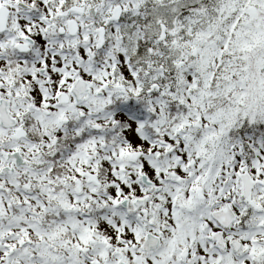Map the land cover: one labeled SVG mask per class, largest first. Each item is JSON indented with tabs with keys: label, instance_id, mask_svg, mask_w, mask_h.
I'll list each match as a JSON object with an SVG mask.
<instances>
[{
	"label": "snow or ice",
	"instance_id": "1",
	"mask_svg": "<svg viewBox=\"0 0 264 264\" xmlns=\"http://www.w3.org/2000/svg\"><path fill=\"white\" fill-rule=\"evenodd\" d=\"M0 264H264V0H0Z\"/></svg>",
	"mask_w": 264,
	"mask_h": 264
}]
</instances>
